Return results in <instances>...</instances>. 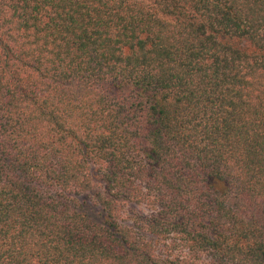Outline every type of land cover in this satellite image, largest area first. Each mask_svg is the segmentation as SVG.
<instances>
[{"label":"trees","instance_id":"obj_1","mask_svg":"<svg viewBox=\"0 0 264 264\" xmlns=\"http://www.w3.org/2000/svg\"><path fill=\"white\" fill-rule=\"evenodd\" d=\"M0 264H264V0H0Z\"/></svg>","mask_w":264,"mask_h":264},{"label":"rangeland","instance_id":"obj_2","mask_svg":"<svg viewBox=\"0 0 264 264\" xmlns=\"http://www.w3.org/2000/svg\"><path fill=\"white\" fill-rule=\"evenodd\" d=\"M135 210V209H134ZM137 211V210H136ZM142 211V210H141Z\"/></svg>","mask_w":264,"mask_h":264}]
</instances>
